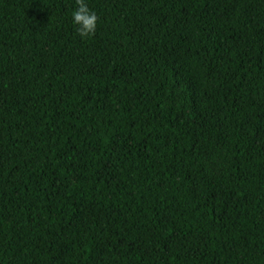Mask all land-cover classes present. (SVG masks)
Wrapping results in <instances>:
<instances>
[{
	"label": "trees",
	"instance_id": "obj_1",
	"mask_svg": "<svg viewBox=\"0 0 264 264\" xmlns=\"http://www.w3.org/2000/svg\"><path fill=\"white\" fill-rule=\"evenodd\" d=\"M0 0V264H264V0Z\"/></svg>",
	"mask_w": 264,
	"mask_h": 264
},
{
	"label": "clouds",
	"instance_id": "obj_2",
	"mask_svg": "<svg viewBox=\"0 0 264 264\" xmlns=\"http://www.w3.org/2000/svg\"><path fill=\"white\" fill-rule=\"evenodd\" d=\"M72 24L81 38L95 35L99 17L89 6L88 0H75V7L71 12Z\"/></svg>",
	"mask_w": 264,
	"mask_h": 264
}]
</instances>
